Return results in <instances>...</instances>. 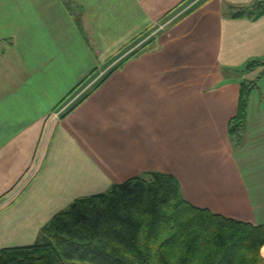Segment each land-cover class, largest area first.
I'll list each match as a JSON object with an SVG mask.
<instances>
[{
	"label": "crops",
	"instance_id": "crops-1",
	"mask_svg": "<svg viewBox=\"0 0 264 264\" xmlns=\"http://www.w3.org/2000/svg\"><path fill=\"white\" fill-rule=\"evenodd\" d=\"M252 1L0 0V249L152 170L194 205L264 224V74L240 142L228 132L238 71L264 61V14H229Z\"/></svg>",
	"mask_w": 264,
	"mask_h": 264
},
{
	"label": "trees",
	"instance_id": "trees-1",
	"mask_svg": "<svg viewBox=\"0 0 264 264\" xmlns=\"http://www.w3.org/2000/svg\"><path fill=\"white\" fill-rule=\"evenodd\" d=\"M229 14L257 19L264 0L235 6ZM258 66L264 61L249 59L238 73ZM255 86L256 79L240 82L237 112L228 126L235 144ZM262 246L264 224L194 205L174 175L152 170L73 199L41 227L35 242L0 249V264H261Z\"/></svg>",
	"mask_w": 264,
	"mask_h": 264
},
{
	"label": "rangeland",
	"instance_id": "rangeland-1",
	"mask_svg": "<svg viewBox=\"0 0 264 264\" xmlns=\"http://www.w3.org/2000/svg\"><path fill=\"white\" fill-rule=\"evenodd\" d=\"M127 56V55H126ZM120 61H123V57H122V59H119L118 61H117V63H119ZM117 63L116 64H113V65H111L109 68H112L113 66H115V65H117ZM109 68H106V70L105 71H103V73L100 75V76H102V75H104L105 73H107L110 69ZM260 67L258 66V67H256V68H254V69H252V70H247V71H245V72H243L241 75V78H244L245 80H252V79H256V84L259 86L260 85V81H259V75H260V71H261V69L262 68H264V67H261L260 68V70H258ZM80 88V87H79ZM262 247H264V246H262ZM262 247L260 248V255H261V264H264V252H262ZM74 264H89V263H84V262H80V261H78V260H76L75 262H74Z\"/></svg>",
	"mask_w": 264,
	"mask_h": 264
},
{
	"label": "bare ground",
	"instance_id": "bare-ground-1",
	"mask_svg": "<svg viewBox=\"0 0 264 264\" xmlns=\"http://www.w3.org/2000/svg\"><path fill=\"white\" fill-rule=\"evenodd\" d=\"M262 252H264V247H262Z\"/></svg>",
	"mask_w": 264,
	"mask_h": 264
}]
</instances>
